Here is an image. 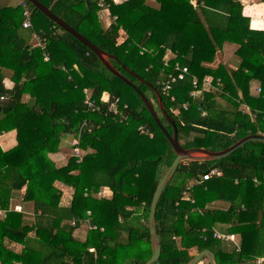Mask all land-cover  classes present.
Listing matches in <instances>:
<instances>
[{"label":"trees","instance_id":"16d2710c","mask_svg":"<svg viewBox=\"0 0 264 264\" xmlns=\"http://www.w3.org/2000/svg\"><path fill=\"white\" fill-rule=\"evenodd\" d=\"M24 1L31 28L23 27L22 6L0 0V134L14 130L17 140L8 151L0 147V209L7 210L0 219V264H146L150 207L176 158L173 148L133 87ZM39 1L115 57L111 64L149 101L158 102V91L184 149L218 152L246 136H264V30L251 28L240 0H105L112 18L106 29L100 0ZM207 31L236 46V68L217 63L218 44L200 42ZM34 34L44 48L33 46ZM176 64L189 73L167 95L160 82ZM4 70L12 72V89ZM206 77L211 89L204 88ZM194 79L197 98L190 96ZM255 82L260 92L252 91ZM124 87L137 99L128 100ZM85 90L98 111L85 105ZM105 94L128 106L127 120L109 112ZM66 134L79 139L83 157L71 154L58 165L51 156ZM213 168L219 174L203 181ZM59 185L72 192L69 205H61ZM18 201L21 213L12 209ZM156 226L162 253L153 264H187L205 250L217 264H258L264 259V143L249 142L215 161L182 162L159 200ZM79 229L83 240L75 236ZM216 232L238 235L239 248ZM205 260L210 264L208 257L200 263Z\"/></svg>","mask_w":264,"mask_h":264},{"label":"water","instance_id":"95a60500","mask_svg":"<svg viewBox=\"0 0 264 264\" xmlns=\"http://www.w3.org/2000/svg\"><path fill=\"white\" fill-rule=\"evenodd\" d=\"M30 4H32L35 8H37L42 14L50 18L53 22H55L61 29H63L65 32L71 34L74 38L79 40L82 44H84L86 47H88L102 62V64L107 68L113 75L117 76L121 80H123L127 85L133 87L136 92L139 94L140 98L144 102L145 106L148 108V111L156 121L157 125L161 129V131L165 134L167 137L169 143L171 144L173 148V152L176 155V158L171 165V167L168 169L162 180L160 181L156 192L154 194L151 207H150V214H149V231L151 235V245H152V257L147 261L146 264H153L155 263L161 256L162 253V247L161 242L157 234V226H156V211L158 207L159 200L162 196V193L167 186V184L170 182L172 177L174 176L178 166L182 162L186 161H198V162H206V161H215L219 160L221 158H224L239 148L243 147L245 144L249 142H263L264 143V136L262 135H249L246 136L239 141H237L235 144H233L231 147H229L226 150L218 151V152H212L206 149L202 148H192V149H184L178 138V130L175 125V123L172 121V119L167 114L163 100L161 96L159 95L158 91L154 89L157 98L158 103L162 112V115L165 117V119L172 125L173 127V133L170 134L164 124L162 123L160 119V115L156 112L153 104L151 101L147 99V97L141 92L140 89H138L127 77H125L119 70H117L110 62L111 59H115V57L105 53L101 49H99L95 44H93L91 41H89L86 37L78 33L75 29H73L71 26H69L66 22H64L62 19L57 17L51 10H49L45 5H43L39 0H27ZM131 73V72H130ZM136 78L140 79L136 74L131 73ZM141 80V79H140ZM151 87V85H150ZM204 257H208L210 264H217V260L215 255L209 251L205 250L201 253L197 254L189 263L187 264H199Z\"/></svg>","mask_w":264,"mask_h":264},{"label":"crops","instance_id":"0c3cea01","mask_svg":"<svg viewBox=\"0 0 264 264\" xmlns=\"http://www.w3.org/2000/svg\"><path fill=\"white\" fill-rule=\"evenodd\" d=\"M13 1V0H12ZM103 2H105V0H102ZM115 3H121L124 2L126 0H112ZM242 2V4L245 6L244 7V15L250 18V25L252 29L255 30H264V2H261V0H240ZM101 2V0H100ZM12 5H16L17 3L13 1V3L11 2ZM101 12V13H100ZM99 12V17L101 20V24L102 27L104 29H106L110 23L112 22V18L110 16L109 10L107 9L106 5L104 7H101V11ZM256 25V26H254ZM200 42L206 46L212 45L215 46L218 44V46H220V51H221V56H219L218 58V62H222L224 64L229 65L230 67L236 68L239 63L240 60L239 58L235 55V50H236V46L233 44H229L224 42V36L222 34L219 33H211L209 31L205 32L203 34V36L200 37ZM35 44H37L36 40L34 39L33 36V46H35ZM229 51V54L226 55ZM235 57L237 59H235ZM5 73V80H4V84L5 87L7 89H12V87L14 86V83L11 80V75L12 72L9 70H4ZM257 83L255 82L252 85V91L254 93H256L257 88ZM28 96L25 97V100H28ZM70 136H73L70 135ZM63 146L61 145V150L52 155L51 158L58 164V165H64L67 160H68V155L69 152L72 153L73 148H69V142H67V140L62 139ZM17 144V140H16V131H10V132H5L0 134V147L3 151H8L10 149H12L13 147H15ZM72 144V143H71ZM61 162V163H59ZM62 185H60V190H61V205L66 206L69 205L70 202L72 201V192L68 189V188H63L61 187ZM108 194V193H107ZM16 204H21V202H15L14 205ZM23 206V205H22ZM84 230L83 229H79L76 233L75 236H77L76 238L79 240H83L85 235H84ZM219 233V232H218ZM223 234V233H222ZM228 235V234H226ZM231 235V234H230ZM236 236V243L231 242V241H226V242H231L233 243L237 248H239L240 245V238L238 237V235L233 234ZM238 244V246H237ZM17 244L15 246V244L12 245V247L16 248L17 250H20L22 247L20 246V248H17ZM152 247V245H151ZM260 263L264 262V259H260L259 260ZM258 261V264H260ZM202 264H207V261L205 260L204 262H202ZM263 264V263H262Z\"/></svg>","mask_w":264,"mask_h":264},{"label":"built area","instance_id":"2783aa9c","mask_svg":"<svg viewBox=\"0 0 264 264\" xmlns=\"http://www.w3.org/2000/svg\"><path fill=\"white\" fill-rule=\"evenodd\" d=\"M14 2H16L18 5L22 6L24 9V14L27 17L26 21L23 24L24 28H31L32 24L30 21V17H31V12L29 10V7L27 6L26 2L24 0H13ZM100 6L104 7L105 3L101 0L100 2ZM34 39L36 40L37 44H35V46H39L44 48V41L43 39H41L38 35L34 34ZM45 60H48V57L45 56ZM189 73L188 67L185 66H180L179 64H176L175 66V73L174 74H169L167 76L166 79H162L160 84L163 88L164 93H166L167 95H169L172 86L174 83H176L179 80H184L187 75ZM204 88L205 89H211L213 87L212 85V79L210 77H206L204 79ZM193 91L190 93V96L193 98H197L201 95V91H199L197 89L198 87V81L196 79L193 80ZM261 89H258V92H260ZM3 99V98H2ZM104 101L108 104V110L110 113H112L115 117L120 116L121 120H127L128 116L123 114V111L126 110L128 108V106L125 105H121V99L119 97L116 96H111L110 94H105L104 95ZM85 105L87 106V108L91 111H98L99 107H97L95 105V102L91 99V94L90 92H88L87 90H85V100H84ZM122 106V108H121ZM142 129V128H141ZM73 145V155L75 157L78 158L79 161L82 160L83 157V153L81 151V149L79 148V140L78 138L75 139L72 142ZM219 174V170L217 168H213L211 169L209 172L205 173L202 175V180L206 181L209 180L211 177L218 175ZM15 212H23V206L21 204H16L13 206L12 208ZM6 214H7V210L4 209H0V219H4L6 218ZM91 213H88V216H90ZM89 220V219H88ZM87 220V222H88ZM73 225H75V222H72ZM91 229H96V226H90ZM215 237L222 240V241H231L236 243V236L231 234V235H226V234H222V233H215ZM238 246V244H237ZM90 252H95L94 248H90L89 249ZM260 263V261H259Z\"/></svg>","mask_w":264,"mask_h":264},{"label":"rangeland","instance_id":"374dc122","mask_svg":"<svg viewBox=\"0 0 264 264\" xmlns=\"http://www.w3.org/2000/svg\"><path fill=\"white\" fill-rule=\"evenodd\" d=\"M100 13H101V12H100ZM228 54H229V51H228V53H227L226 55H228ZM168 57H169V56H168ZM169 58H170V57H169ZM235 59H237V58L235 57ZM123 92H124V95L126 96V98H127L128 100H132V101H134V100L137 99V97H136V95L134 94V92H133L132 89H130V88H128V87H124V88H123ZM146 93L151 97V94H150L149 91H147ZM151 100H152V102H153L154 108L156 109L157 113H158L159 115L162 116L161 112L159 111L158 102H157L153 97H151ZM70 135H72V134H66V135L63 136L62 139L67 140V142H69V148L71 149V148L73 147V145H72L71 143H72L75 139H77V137H76L74 134H73V136H70ZM78 140H79V139H78ZM61 145L63 146L62 143H61ZM71 150H72V149H71ZM81 151H82V150H81ZM82 153H83V151H82ZM71 154H73V150H72V153L69 152L68 158L71 156ZM59 163H61V162H59ZM60 165H61V164H60ZM161 171H162V172H160V173H163L164 168L161 169ZM59 187H60V185H59ZM61 187L65 188L64 186H61ZM104 192H105V191H103L102 194H104ZM107 193H108V192H106L105 194L107 195ZM108 194H109V193H108ZM221 205L224 206L225 204L221 203ZM23 209H24V208H23ZM12 245H13V244H10V245H9L10 248H12V249H14V250H17L16 248L12 247ZM15 246H16V244H15ZM17 248H20V245H18ZM128 252H129V253L131 252V254H133V251H131V250L128 251ZM200 264H202V263H200ZM263 264H264V262H263Z\"/></svg>","mask_w":264,"mask_h":264}]
</instances>
